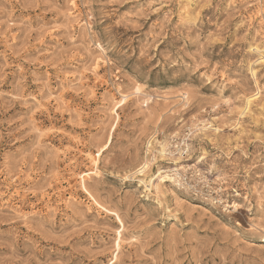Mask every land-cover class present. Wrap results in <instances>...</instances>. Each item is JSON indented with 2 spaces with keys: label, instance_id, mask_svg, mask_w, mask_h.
I'll return each instance as SVG.
<instances>
[{
  "label": "rangeland",
  "instance_id": "1",
  "mask_svg": "<svg viewBox=\"0 0 264 264\" xmlns=\"http://www.w3.org/2000/svg\"><path fill=\"white\" fill-rule=\"evenodd\" d=\"M0 264H264V0H0Z\"/></svg>",
  "mask_w": 264,
  "mask_h": 264
},
{
  "label": "bare ground",
  "instance_id": "2",
  "mask_svg": "<svg viewBox=\"0 0 264 264\" xmlns=\"http://www.w3.org/2000/svg\"><path fill=\"white\" fill-rule=\"evenodd\" d=\"M255 50H257V51H259V48H257V47H255L254 48ZM259 53V52H258ZM252 71H253V73L255 74V72H256V70H254V69H252ZM254 97V96H253ZM252 97V98H253ZM251 102H252V99L251 98H248V100H247V107L251 104ZM243 113H245V110H243V112H242V114ZM160 142V141H159ZM164 147V146H163ZM162 147V148H163ZM166 147V146H165ZM164 153V152H163ZM148 161V160H147ZM149 166H150V162L148 163V162H145L144 164H143V166L142 167H140L138 170H137V172L141 175V176H144V175H146V174H144L145 172H146V170L149 168ZM164 171H162V170H160L159 171V173L156 175L157 176V178L159 177L160 179H161V181H163L164 179H165V176H163V173Z\"/></svg>",
  "mask_w": 264,
  "mask_h": 264
}]
</instances>
